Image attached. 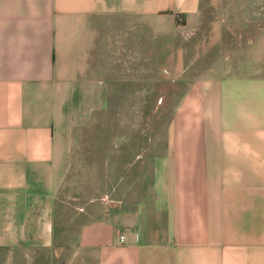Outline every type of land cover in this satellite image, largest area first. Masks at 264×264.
<instances>
[{"label":"crops","instance_id":"crops-1","mask_svg":"<svg viewBox=\"0 0 264 264\" xmlns=\"http://www.w3.org/2000/svg\"><path fill=\"white\" fill-rule=\"evenodd\" d=\"M108 145L125 184L71 216ZM0 264H264V0H0Z\"/></svg>","mask_w":264,"mask_h":264},{"label":"rangeland","instance_id":"rangeland-1","mask_svg":"<svg viewBox=\"0 0 264 264\" xmlns=\"http://www.w3.org/2000/svg\"><path fill=\"white\" fill-rule=\"evenodd\" d=\"M241 17L242 19H245L243 14H241ZM210 29L211 28H208V30ZM254 29L255 28H245V26H242L237 28V34L249 35L250 33H252L253 35L255 34ZM166 77L169 78V76ZM163 78L164 76H160L158 74H152L151 76L152 89L150 92V106L148 108H145V123L140 128L151 131L152 142L155 140L154 137H157L158 133L161 130H167L166 121L169 120L171 114V107L169 103L174 98L173 85H169V83H167V85H164L165 83L163 82ZM112 109L103 108V111L101 112L102 120L99 124L100 132L108 134L109 132L114 130L115 132H120V136L125 137V135L123 134H125L127 130V121L131 117V114L128 113L126 108L119 109L113 106ZM111 115H113L114 120L113 127L111 122L113 121ZM83 130H86L88 132L90 131V134L92 135L95 128L93 126L91 128L88 127V129L86 128ZM119 141L124 142L123 144L121 143V146L125 147L126 140L120 138ZM103 142L110 144L111 139H104ZM83 144L84 147L88 149H90L89 147H91L90 150H94V148H96L95 139H85L83 140ZM109 153L110 145L103 148V158H101L100 156L95 157L94 152L88 155V167L90 170L86 173V176L81 178V180H74V178H72L70 183L71 187L69 188L68 192L71 195V198L69 200L70 202L65 206V210L70 211L71 216L75 211L79 210L80 205H85V208L87 207V209L92 208L95 210L102 207L101 203L106 201V198H115L114 194H116L118 190L114 191V186L112 185V183L114 184L117 181L118 177L120 181L125 184L126 171L112 170L109 160ZM67 190L68 189L65 188V194L67 193ZM124 193V191L119 189V198H123L122 196H120V194ZM75 198H86V203H80L79 200ZM94 198L96 199L94 200Z\"/></svg>","mask_w":264,"mask_h":264},{"label":"built area","instance_id":"built-area-1","mask_svg":"<svg viewBox=\"0 0 264 264\" xmlns=\"http://www.w3.org/2000/svg\"><path fill=\"white\" fill-rule=\"evenodd\" d=\"M122 239H124V236H122Z\"/></svg>","mask_w":264,"mask_h":264}]
</instances>
